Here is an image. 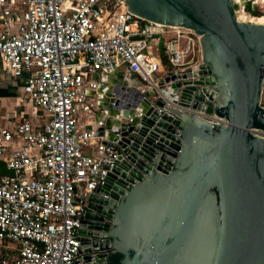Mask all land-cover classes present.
<instances>
[{
  "label": "water",
  "instance_id": "95a60500",
  "mask_svg": "<svg viewBox=\"0 0 264 264\" xmlns=\"http://www.w3.org/2000/svg\"><path fill=\"white\" fill-rule=\"evenodd\" d=\"M125 2L200 35L202 59L169 71L159 92L126 81L90 91L118 157L88 198L80 253L90 264H264V136L253 132L264 133V24L239 21L233 0Z\"/></svg>",
  "mask_w": 264,
  "mask_h": 264
},
{
  "label": "built area",
  "instance_id": "2783aa9c",
  "mask_svg": "<svg viewBox=\"0 0 264 264\" xmlns=\"http://www.w3.org/2000/svg\"><path fill=\"white\" fill-rule=\"evenodd\" d=\"M201 59L194 31L142 19L125 0H0V64L43 116L34 125L20 111L13 128L0 127V264H90L78 230L118 157L90 91L126 81L159 92L169 71L192 73ZM122 68L135 85L110 78Z\"/></svg>",
  "mask_w": 264,
  "mask_h": 264
},
{
  "label": "rangeland",
  "instance_id": "374dc122",
  "mask_svg": "<svg viewBox=\"0 0 264 264\" xmlns=\"http://www.w3.org/2000/svg\"><path fill=\"white\" fill-rule=\"evenodd\" d=\"M248 2L251 5V10H255L256 12H258L259 13L258 15L250 13V12H248L246 10L245 6H246V3H248ZM235 9H236V12L241 17H245L246 18V19H243V20H247V21L264 20V5L259 0H240V4H237L235 6ZM155 48H156V46H153L151 51L156 54ZM120 71H124V69L122 68ZM17 98L15 100H12V99L11 100H7V107H9V111H7V112L12 114V112H13L12 109L16 110L18 113L21 110H23V111L27 112L25 117L29 121H31V122L33 121V124L40 123L41 120H42L41 112L38 111L36 113V116L34 114H32V111H35V110H34V107H33L32 103H31L30 99L27 96H25V95H23L21 93H18V97ZM261 105L264 106V96H263V98L261 100ZM4 107L3 108L0 107V124L7 121L6 118L2 117V116L7 114L6 113L7 109L4 108ZM9 119L13 120V117L10 116Z\"/></svg>",
  "mask_w": 264,
  "mask_h": 264
},
{
  "label": "crops",
  "instance_id": "0c3cea01",
  "mask_svg": "<svg viewBox=\"0 0 264 264\" xmlns=\"http://www.w3.org/2000/svg\"><path fill=\"white\" fill-rule=\"evenodd\" d=\"M125 74H127V73H125L123 71H118V73H116L115 75H113L110 78H114V79L115 78H118V79L121 78L122 79V78L127 77V78H129V81L133 85H135L137 83L128 74L127 75H125ZM162 75H163V73L161 74V76ZM18 93L22 94V79H15L13 77L6 75V73L4 72V70L0 64V107L3 108L5 106L4 108L7 109L6 110L7 114L2 116L3 118H6L7 121L4 123H1L0 127L13 128L15 126V124L17 123V121L19 120V118L15 115L18 113L16 110L12 109V111H13L12 114L7 112V111H9V107H7V100H11V99L15 100L18 97ZM33 107H34L35 111H32V114H34L36 116V113L40 110L37 109L34 105H33ZM21 112H24L25 115L27 114L26 111L21 110ZM41 115H42V112H41ZM10 116L13 117V120L9 119ZM42 119H43V116H42ZM84 120H85V117H82V119H81L82 124H84ZM41 122H42V120H41ZM32 123H33V121H32ZM40 123H38V124H40ZM38 124H34V125H38ZM84 125H85V127H87V124H84ZM85 151L88 153L89 152L92 153L91 149H86Z\"/></svg>",
  "mask_w": 264,
  "mask_h": 264
},
{
  "label": "bare ground",
  "instance_id": "6f19581e",
  "mask_svg": "<svg viewBox=\"0 0 264 264\" xmlns=\"http://www.w3.org/2000/svg\"><path fill=\"white\" fill-rule=\"evenodd\" d=\"M263 5H264V0H259ZM234 3H240V0H234ZM237 17H238V20L239 21H247V20H243V19H246L245 17H241L237 12ZM240 18V19H239ZM242 19V20H241ZM247 22H254V23H259V24H264V20H256V21H247ZM172 27H175V28H179V27H176V26H172ZM190 30V29H189ZM200 37V35H199ZM202 55V54H201ZM264 96V85H263V90H262V98ZM253 132H256L258 133V130H253ZM259 134V133H258Z\"/></svg>",
  "mask_w": 264,
  "mask_h": 264
},
{
  "label": "trees",
  "instance_id": "16d2710c",
  "mask_svg": "<svg viewBox=\"0 0 264 264\" xmlns=\"http://www.w3.org/2000/svg\"><path fill=\"white\" fill-rule=\"evenodd\" d=\"M245 8H246V10L248 11V12H250V13H253V14H255V15H258L259 13L258 12H256L255 10H251V5H250V3L248 2V3H246V6H245ZM167 69H169V67H167Z\"/></svg>",
  "mask_w": 264,
  "mask_h": 264
}]
</instances>
